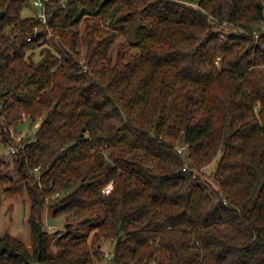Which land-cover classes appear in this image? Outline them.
Here are the masks:
<instances>
[{
	"label": "trees",
	"instance_id": "16d2710c",
	"mask_svg": "<svg viewBox=\"0 0 264 264\" xmlns=\"http://www.w3.org/2000/svg\"><path fill=\"white\" fill-rule=\"evenodd\" d=\"M41 2L0 0V182L30 199L0 264H264V0ZM59 193L91 212L53 250Z\"/></svg>",
	"mask_w": 264,
	"mask_h": 264
},
{
	"label": "rangeland",
	"instance_id": "374dc122",
	"mask_svg": "<svg viewBox=\"0 0 264 264\" xmlns=\"http://www.w3.org/2000/svg\"><path fill=\"white\" fill-rule=\"evenodd\" d=\"M33 3V0H31ZM25 13L40 15L43 14L40 6L35 5L30 6L25 10ZM225 31H228V28H223ZM45 39H48V45L53 43V39L51 38V33L48 31V34ZM47 45V43H43L38 47L34 48V59L38 60L40 58L39 49ZM38 123V122H37ZM37 123L31 124L29 120L24 118L23 120L17 122L16 124L10 127V132L14 134H22L25 133V137H31L36 129ZM0 155L1 160L3 161L4 171H7L8 174L12 172L13 169V157L10 152V144L1 145L0 146ZM215 161H212L205 169V177H209L210 171L214 168ZM35 174L38 175L39 169H35ZM14 174V172H12ZM10 175V174H9ZM8 185L7 182H0V234L5 232L10 233L11 235L19 238L27 247H30V228L28 224V214L30 207V199L23 190L22 193H15L13 195L7 194L4 190ZM63 193L55 194L52 196H47L45 200V207L43 209V228L47 230L52 235V246L51 249L54 250V243L57 238L66 233L68 230L74 231L76 228L80 227L83 229H87L86 225H83V221L89 215L91 211H65L58 215H54L53 211L57 207L52 203V198L55 196L57 198L61 197ZM70 223L68 227L65 228V225ZM101 247V255L102 258L99 261H96L95 264H109L115 243L110 240H103Z\"/></svg>",
	"mask_w": 264,
	"mask_h": 264
},
{
	"label": "built area",
	"instance_id": "2783aa9c",
	"mask_svg": "<svg viewBox=\"0 0 264 264\" xmlns=\"http://www.w3.org/2000/svg\"><path fill=\"white\" fill-rule=\"evenodd\" d=\"M33 3L35 4V5H38V6H42V2H41V0H33ZM41 16H43V14H40ZM263 26H264V23H263ZM256 35H257V33H256ZM31 38L30 37H28L27 38V40H30ZM25 133L23 132L22 134H14V133H11V137L17 142V144L19 143H21V145L23 146V143L21 142L22 141V139L25 137V135H24ZM185 147H181L179 150H181V149H184ZM15 150H16V148H15V146L14 145H10V152H15ZM112 187V185H111V183L110 184H107V185H105L103 188H102V191L103 192H107V191H109V189Z\"/></svg>",
	"mask_w": 264,
	"mask_h": 264
},
{
	"label": "water",
	"instance_id": "95a60500",
	"mask_svg": "<svg viewBox=\"0 0 264 264\" xmlns=\"http://www.w3.org/2000/svg\"><path fill=\"white\" fill-rule=\"evenodd\" d=\"M3 13H4V11H2L0 15H3ZM69 224H70V223H67V224L65 225V228L68 227Z\"/></svg>",
	"mask_w": 264,
	"mask_h": 264
}]
</instances>
